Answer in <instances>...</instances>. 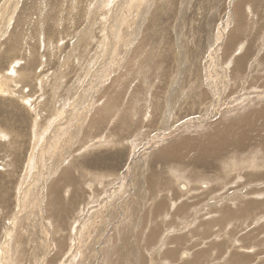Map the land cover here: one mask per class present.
<instances>
[{
	"label": "rangeland",
	"instance_id": "obj_1",
	"mask_svg": "<svg viewBox=\"0 0 264 264\" xmlns=\"http://www.w3.org/2000/svg\"><path fill=\"white\" fill-rule=\"evenodd\" d=\"M262 129L264 0H0V264H264Z\"/></svg>",
	"mask_w": 264,
	"mask_h": 264
},
{
	"label": "bare ground",
	"instance_id": "obj_2",
	"mask_svg": "<svg viewBox=\"0 0 264 264\" xmlns=\"http://www.w3.org/2000/svg\"><path fill=\"white\" fill-rule=\"evenodd\" d=\"M222 77H223V76H222ZM224 77H225V76H224ZM216 95H217V94H216ZM212 96H213V95H212ZM227 96H228V95H227ZM253 100H254V99H253ZM243 107H244V106H243ZM197 115H198V114H197ZM224 119H225V118H224ZM144 123H145V122H144ZM140 124H141V123H140ZM256 130H257V129H256ZM262 130H263V129H262ZM263 132H264V130H263ZM2 134H3V133H2ZM256 134H257V133H255V135H256ZM261 136H262V138H264V133L261 134ZM254 137H255V136H254ZM252 138H253V137H252ZM221 140H222V139H221ZM236 140H237V141H236ZM253 140H254V139H253ZM235 141H236V142H234V141H229L228 144L224 145V146L226 147L225 151H223V149H222V147H221L224 156H225L224 152H225V153L227 152V154H228L229 149H232V148H234V147L244 146V144L240 143V141H239V139H238L237 137H236ZM245 142H246V141H245ZM245 142H244V143H245ZM251 143H252V142H251ZM241 144H242V145H241ZM216 145H219V143L216 142ZM254 145H255V144H254ZM251 148H252V147H251ZM207 149H208V148H206V149H205L206 151L204 150L203 152H204V153H205V152L207 153V151H208ZM234 149H235V148H234ZM242 149H243V148H242ZM235 150H236V149H235ZM238 150H240V149H238ZM244 150H245V149H244ZM236 151H237V150H236ZM203 152H202V153H203ZM202 153H201V154H202ZM206 153H205V155H206ZM218 153H222L221 150L219 149V147H218ZM234 153H235V152H234ZM202 157H203V155H202ZM248 159H249V158H248ZM251 160H252V159H251ZM230 162H231V161H230ZM241 164H242V163H241ZM227 170H229V169H227ZM227 170H226V171H227ZM124 171H125V170H124ZM65 172H66V171H65ZM227 172H228V171H227ZM19 174H20V173H19ZM217 174H218V173H217ZM101 175H102V174H101ZM106 176H108V175H106ZM112 176H113V175H112ZM217 177H218V175H217ZM52 179H53V178H52ZM76 179H77V176H76ZM71 180H72V179H71ZM77 180H78V179H77ZM88 180H89V179H88ZM118 180H119V178H118ZM112 181H113V180H112ZM70 182H71V181H70ZM90 182H91V180H90ZM72 183H73V182H71V184H72ZM207 183H208V182H207ZM51 184H52V183H51ZM85 184H86V183H85ZM56 186H57V185H56ZM119 186H120V185H119ZM190 186H191V185H190ZM58 187H59V186H58ZM79 187H80V186H79ZM90 187H91V186H90ZM100 187H101V186H100ZM104 188H105V187H104ZM111 189H112V188H111ZM24 190H25V189H24ZM108 190H110V189L108 188ZM73 191H74V190H73ZM95 191H96V190H95ZM106 192H107V191H106ZM185 193H186V192H185ZM94 194H95V192H94ZM96 195H97V194H96ZM101 195H102V194H101ZM101 195H100V196H101ZM110 195H111V194H110ZM73 196H74V194H73ZM73 196H72V197H73ZM97 196H98V195H97ZM89 198H90V197H89ZM99 198H100V197L98 196V199H99ZM107 198H108V197H107ZM109 198H110V197H109ZM51 199H52V198H51ZM77 199H78V198H77ZM100 199H101V198H100ZM84 200H85V199H84ZM109 200H110V199H109ZM125 200H126V199H125ZM76 201H77V200H76ZM115 201H116V200H115ZM48 202H49V201H48ZM50 202L52 203V200H51ZM98 202L100 203V200H98ZM52 204H53V203H52ZM52 204H51V206H52ZM102 204H105L107 208H110V207H111V206H110V205H111L110 201H107L106 203L104 202V203H102ZM102 204H99V205L101 206ZM73 205H74V204H73ZM96 205H98V204H96ZM113 205H115V206L120 205V202L118 201V204H117V203L115 204V202H113ZM49 207H50V205H49ZM103 208H104V206H103ZM74 209H75V208H74ZM86 209H87V208H86ZM104 209H106V208H104ZM104 209H103V211H104ZM62 211H65V210H62ZM62 211H61V212H62ZM96 211H97V210H96ZM59 212H60V211H59ZM63 213H64V212H63ZM104 213H105V212H103V214H104ZM120 213H121V212H120ZM100 214H101V213H100ZM103 214H102V215H103ZM82 215H83V214H82ZM104 215H105V214H104ZM84 216H85V215H84ZM86 216H87V215H86ZM93 216H95V214H94ZM80 218H81V217H80ZM83 218H84V217H83ZM90 218H91V217H90ZM90 218H89V219H90ZM112 218H113V217H112ZM105 219H106V218H105ZM75 220H76V219H75ZM102 220H103V218H102ZM89 221H90V220H89ZM103 221H104V220H103ZM81 222H85V221H81ZM119 222H120V221H119ZM213 223H214V222H213ZM80 224H81V223H80ZM72 225H73V224H72ZM83 225H84V223H83ZM76 226H77V225H76ZM74 227H75V226H74ZM74 227H73V228H74ZM78 228H79V226H77L76 229L74 228V229L76 230V234H77V235H78V232H79V229H78ZM71 229H72V228H71ZM123 229H124V228H123ZM223 232H224V231H223ZM79 234H80V233H79ZM78 236H79V235H78ZM71 238H72V236H71ZM59 245H60V244H59ZM59 245H58V246H59ZM60 246H61V245H60ZM260 251H261V250H260ZM197 258H198V257H197ZM186 262H187V261H186Z\"/></svg>",
	"mask_w": 264,
	"mask_h": 264
}]
</instances>
